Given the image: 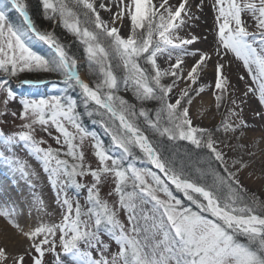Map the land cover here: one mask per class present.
<instances>
[{
  "label": "snow or ice",
  "instance_id": "1",
  "mask_svg": "<svg viewBox=\"0 0 264 264\" xmlns=\"http://www.w3.org/2000/svg\"><path fill=\"white\" fill-rule=\"evenodd\" d=\"M204 2L196 5L198 10H203ZM39 3L43 17L82 46L95 81L81 78L77 58L54 31L36 25L24 0H0V119L11 115L22 121L10 134L0 128V146L8 153L0 151V160L35 188L31 184L35 172L14 153L21 145L48 175L61 212L58 222L24 225L14 208L0 209V216L29 242L24 254L0 247V264H25V254L31 264H46V254L52 256V264H66L62 257L72 264H264V202L250 199L240 182L255 155L248 151L246 160L242 151L248 147L242 143L249 127L243 115L245 101L232 99V107L212 129L194 126L186 106L192 103L191 93L204 91L203 85L195 89L191 85L197 84L204 66L215 56L213 96L217 111L221 109L230 83L223 61L232 54L256 85L247 86L243 97L258 92L264 107V0H213L216 47L208 52L189 49L201 37L180 35L189 20L199 19L190 11V0L175 5L170 0H118L115 13L108 8L112 27L98 10L105 9V3L98 8L92 0ZM9 6L22 18L21 24L9 20ZM125 19L130 21L126 38L115 26ZM33 40L45 44L49 54L35 51ZM186 56L198 59L181 77ZM162 59L169 63L167 68L159 63ZM36 71L57 74L60 80L55 83L63 86L59 94L21 98L19 112L10 113L7 109L16 101L11 80ZM165 78L171 82L164 83ZM180 79L190 85L173 99ZM76 90L79 99L71 94ZM121 90L131 92L139 107L120 96ZM151 101L158 107L144 106ZM81 104L89 116L100 115L110 145L80 123ZM255 115L264 121V111ZM52 129L58 133L52 137L58 147H42L46 141L37 139L36 131L52 136ZM89 138L96 167L86 162L83 151ZM165 138L206 150V168L200 172L201 177L210 176L211 183L193 177L166 157L160 144ZM221 145L236 154L228 158ZM86 177H91L90 183L82 182ZM109 180V196L117 197L111 205L101 196V186ZM82 190L86 191L84 205L79 199ZM34 204L41 211L45 208L35 195ZM119 211L127 224L118 218ZM104 235L118 245V251H110Z\"/></svg>",
  "mask_w": 264,
  "mask_h": 264
},
{
  "label": "rangeland",
  "instance_id": "2",
  "mask_svg": "<svg viewBox=\"0 0 264 264\" xmlns=\"http://www.w3.org/2000/svg\"><path fill=\"white\" fill-rule=\"evenodd\" d=\"M96 7L98 8L99 3H105V9H98L100 12L101 17L109 22V27L114 26L111 23L112 16L110 11L108 10L109 6L111 7V12L115 13L117 11L116 4L118 0H92ZM159 0H153V3H158ZM170 2L175 5L178 4L179 0H170ZM191 3V13L194 17H199V19H193L188 21V26L184 28L183 31L180 32V35L188 37L190 35H197L201 37V39L194 43L193 45L189 46V49L192 51L195 50H203L205 52L212 51L215 47V32H214V16L215 13L211 7L213 0H205L203 10H198L196 5L200 3V0H190ZM9 10H12L9 6ZM13 11V10H12ZM19 16V15H18ZM37 16V15H36ZM17 18V25L22 23V18ZM244 19L248 20V17H244ZM37 20H39V16H37ZM249 24L251 25V21L249 20ZM115 26L119 27L121 30V35L123 37H127L130 33V21L125 19L123 21V25H121L120 21H116ZM42 30L51 31L52 29L49 27H40ZM250 31H255L254 26H250ZM206 37L207 39H204ZM42 45V42L37 40L32 41V45ZM45 45V44H44ZM46 46V45H45ZM47 47V46H46ZM198 59L197 57L186 56L184 57V64L183 68L184 71L180 73L181 77H186V73L190 68L195 64V60ZM81 59H77L79 63ZM174 62V61H173ZM224 73L229 78V88L226 94L227 100L222 105L221 109L217 111L216 109V102L213 96L214 91V79H215V64L217 63V59L215 56L204 66L200 77L198 79L197 84L191 85L193 89L200 87L201 85L204 86V91L201 92L199 95L203 96V99H208L207 103L202 102L201 100L194 103L192 101L191 104L186 105L190 109V118L192 119L193 125L212 129L215 126L219 125L222 116L227 114V109L232 107L230 101L232 99H237V102L241 99L245 101L243 104V115L245 119L248 121L249 127L246 133V137L243 139L242 143L247 145L246 149H243L244 158L247 160L249 157L247 156L248 151H253L255 153L254 157L252 158L253 162L251 166L244 171L240 175V182L243 187L247 190L249 196L258 198L261 202H264V121L260 120L256 117L255 113L258 111H264V107H262L258 100V92L256 95L249 94L248 97H243V93L247 91V86L256 87V85L252 84L251 78L248 77L245 69L242 66V62L235 59L234 55L228 54L224 59ZM159 63L162 67L167 68L169 63L166 60H159ZM82 73L84 76V72L82 70L79 71V74ZM243 75L245 77L244 80H241L239 77ZM17 78H13L11 81L18 83L23 81L22 79L16 80ZM85 82H88V79L82 78ZM33 81L34 88H29L26 92L17 91L15 90L16 101L11 103L8 107V111L11 112H19L20 105L19 100L24 97L28 98H40L46 97L53 94H59V89H61L62 85H57L55 82H50V84H42L41 81L38 80H30ZM39 82V83H35ZM171 80L168 82L170 83ZM190 85V82L186 79H180L177 81V86L174 88L173 99L178 98L179 93L182 90H185ZM192 100L197 96L195 92L191 93ZM3 109V106L0 105V110ZM6 120V122H5ZM22 121L18 117H13L11 115L7 116L6 118L0 119V128L3 129L5 133H12L19 129ZM70 131H74L69 127ZM37 139H43L46 143L42 144V147L52 146L53 148L58 147L56 141L52 138L53 136L58 135L55 129H52V136H49L47 133L37 130L36 133ZM103 138L107 140L108 135L103 130L102 131ZM99 137V136H98ZM100 138V137H99ZM101 139V138H100ZM103 142H105V140ZM235 143L234 141H227ZM90 138L86 139L83 146V151L85 152V158L87 163H91L93 167H96V159L91 151L90 147ZM111 144V140L109 141V145ZM107 145V144H106ZM222 150L227 153V157L231 158L236 153L230 150L228 147L221 145ZM0 151L5 152V155L8 153L5 149L0 146ZM138 151V150H137ZM15 156L18 157L22 162L26 163L29 166L30 171L35 172V176L31 177V183L34 184V179L39 178V183H35V188H32V191L37 192V196L41 199L45 205V210L47 219L51 222V219L59 221L61 217V212L59 208V202L57 200L55 191L51 187L48 179V175L43 171L41 164L32 156L30 155L21 145H17L14 149ZM118 154V152H117ZM6 164L8 167H12L10 164L5 162L4 160H0V163ZM230 162V161H229ZM150 167V165H149ZM26 181V180H25ZM27 182V181H26ZM84 183H90L91 177H86L82 181ZM112 190V183L109 180L105 182L101 186V196L102 198L108 200L109 204H113L117 197L116 196H109V192ZM16 191L15 200L19 203L20 200H24L23 193ZM71 195L72 193L69 192ZM178 196L179 193H176ZM85 195L86 191L82 190L79 196L80 202L82 205L85 203ZM40 210V212H43ZM118 218L121 222L127 224V219L123 211L118 212ZM32 225V224H31ZM103 239L109 245V249L111 252L118 251V245L111 240L107 235L103 236ZM11 254H24L28 251V244L21 246L19 249H10L6 247ZM59 251V249H57ZM34 254V253H32ZM46 264H52V256L50 254H46L44 257ZM66 261V264H72L71 259L68 257H62ZM11 264V261L9 262ZM25 264H31L30 255L25 254Z\"/></svg>",
  "mask_w": 264,
  "mask_h": 264
},
{
  "label": "trees",
  "instance_id": "3",
  "mask_svg": "<svg viewBox=\"0 0 264 264\" xmlns=\"http://www.w3.org/2000/svg\"><path fill=\"white\" fill-rule=\"evenodd\" d=\"M24 3L28 6V11L30 16L32 17L33 21L36 23V25L40 27H50L54 31L55 35L59 38V40L68 48L70 54L74 55L75 58L81 59V61L78 63V71L82 70L88 79L89 83H93L95 81V76L89 72L86 57L83 53L82 46L74 39V37L68 33L64 28L54 26L53 23L49 20H46L43 17L42 9L39 3V0H24ZM39 16V20H37V16ZM8 17L9 20L17 24V18L19 17L18 14L13 10H9L8 8ZM21 20V18H20ZM41 43V42H40ZM33 49L35 51H38L42 55H48L49 49L46 47L43 43L41 46L39 45H32ZM27 80V79H35V80H48L47 84H50V82H57L60 80V77L57 74L54 73H47L42 71H36V72H22L19 74L16 80ZM54 79H57L53 81ZM170 81V78H165L164 83H168ZM11 87L15 91H23L26 92L29 90V88H34L33 85H26L22 84L21 82L15 83L11 81ZM71 94L79 99V91H73ZM120 96L127 99L129 102L137 104L139 107V102L136 101L132 95L131 92H126L121 90L118 93ZM145 107L149 109H155L158 107L157 103L154 101L147 102ZM94 107V106H93ZM91 110V109H90ZM77 111L80 113V123L89 131H94L97 133V135L101 138H103L102 131L104 128L99 123L101 117L100 115L93 112L91 116H89L84 106L81 104L79 105ZM149 135H151L149 133ZM159 140V138H154ZM105 140V144L109 145L110 137H107V140ZM161 144V151L164 152L166 157L171 158L174 160L177 164V166H182L185 168L186 171L190 172L193 177H201L200 169L206 168L205 160L207 159L206 156V150H199L195 149L194 146H192L187 141H176V142H169L167 139L160 140ZM202 179H206L208 183H211V177H201ZM248 197L251 199L249 194L247 193Z\"/></svg>",
  "mask_w": 264,
  "mask_h": 264
},
{
  "label": "bare ground",
  "instance_id": "4",
  "mask_svg": "<svg viewBox=\"0 0 264 264\" xmlns=\"http://www.w3.org/2000/svg\"><path fill=\"white\" fill-rule=\"evenodd\" d=\"M81 78L85 76L80 73ZM204 103L208 102V99H203V96L197 95L192 101L194 103L198 101ZM39 178H35L34 182L39 183ZM34 183V185H35ZM32 184V183H31ZM29 181H25L21 178L18 172L13 171L12 167H8L4 163H0V209L8 208L9 210L15 209L19 214L18 218L21 224L31 225L40 222L52 223L56 220L47 219L45 210L40 212L38 207L34 204V195L37 196V192L32 191ZM23 193L24 200H20L18 203L15 200L16 191ZM39 198V197H38ZM41 200V199H40ZM29 244V242L18 235L17 232L8 224L7 220L0 216V247H9L10 249H19L21 246Z\"/></svg>",
  "mask_w": 264,
  "mask_h": 264
}]
</instances>
